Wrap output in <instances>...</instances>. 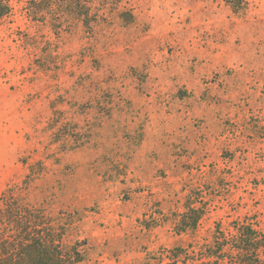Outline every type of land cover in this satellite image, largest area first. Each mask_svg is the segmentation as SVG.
Returning <instances> with one entry per match:
<instances>
[{
    "label": "rangeland",
    "instance_id": "374dc122",
    "mask_svg": "<svg viewBox=\"0 0 264 264\" xmlns=\"http://www.w3.org/2000/svg\"><path fill=\"white\" fill-rule=\"evenodd\" d=\"M7 1L0 197L65 222L80 264H231L240 225L264 234V0Z\"/></svg>",
    "mask_w": 264,
    "mask_h": 264
},
{
    "label": "trees",
    "instance_id": "16d2710c",
    "mask_svg": "<svg viewBox=\"0 0 264 264\" xmlns=\"http://www.w3.org/2000/svg\"><path fill=\"white\" fill-rule=\"evenodd\" d=\"M88 1L92 5L95 0ZM231 2L234 3V0ZM11 9L7 0H0V16L8 14ZM0 201V264H80L81 252L63 242L65 222L53 220L44 208L30 206L23 197L14 196L12 190L3 193ZM190 212L192 215L183 216L176 225L179 230L196 228L198 220L204 214L202 208H190ZM219 233L224 236L222 232ZM216 243L206 249V256L221 253L227 241L217 240ZM231 243L229 251L221 254L228 255L231 264L257 263L260 260V247L263 248L264 255V234L251 227L240 225L238 234L232 236ZM166 251L169 252L166 255L169 262L166 264H187V258L180 260L181 255L187 257L185 248L176 246ZM151 259L155 262L146 261L144 264H162L163 256L161 254Z\"/></svg>",
    "mask_w": 264,
    "mask_h": 264
}]
</instances>
